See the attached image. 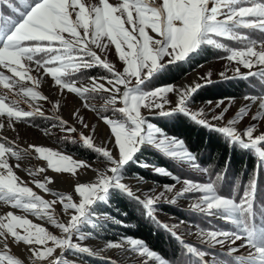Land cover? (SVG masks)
<instances>
[{
	"label": "snow or ice",
	"instance_id": "1",
	"mask_svg": "<svg viewBox=\"0 0 264 264\" xmlns=\"http://www.w3.org/2000/svg\"><path fill=\"white\" fill-rule=\"evenodd\" d=\"M238 27L254 28L264 31V0H120L119 3H110L109 0H98V3L86 2V0H0V66L7 68L12 77L0 72V84L4 89H13L19 86L26 96L33 99L40 96L31 87L25 88L21 81L29 80L39 83L36 77L29 73L32 69L23 61L34 62L37 70L43 67L56 85H62L70 92L83 95L89 91L88 87H77L75 82L64 79L66 75L78 72L81 69H90L100 66L111 73V77H99L111 85L106 89L103 83H97V77H90L93 81L92 91H110L119 93V101L116 95H112L109 103L117 102L123 106L116 109L126 117L125 120L116 121L105 117V122L110 125V131L114 135L116 152L105 147L93 144L91 137H81L86 146L99 152L108 163L104 171H100L93 182L80 183L75 188L79 202H73L71 196L60 197L65 211L71 209L75 214L71 215L65 224L57 221L50 214L49 209L57 201H49L37 195L27 186H21L23 181L15 175L9 165L5 154L10 153L19 159V154L11 148H6L0 143V201L11 204L13 208H22L25 212L45 218L60 228L64 237H57L48 232L44 227L33 224L25 217L8 212L5 218H0V238H3L5 251L0 254V264H21L19 259H14L7 250V236L10 234L14 240L23 241L25 244L44 246L30 249L36 260L52 259L49 264H72L60 257H54L56 248L63 251L73 247L71 235L85 216L86 208L97 200H104L111 187H117L131 194L132 189L123 183L119 176V170L124 163L130 160L137 152L138 146L145 140L147 129L150 125L147 117L141 114V108H148L152 114L169 115L177 111L183 112L200 124L214 128L226 134L230 139L238 141L245 146L253 147L264 157V132L256 133V125L250 124L243 131H239L235 124L237 119H243L245 109L241 108L237 117L228 120L226 124L216 125L212 121L224 119L228 111L225 107L219 115H212L211 120L201 116L190 107L191 97L201 87L212 83L193 84L184 88H176L174 85H165L150 92H139V86L150 80L165 64L162 62L165 56L170 57L169 63L184 60L191 52L201 44L207 43L216 48H225V45L213 39L215 37L229 40L246 41V47L242 50L226 49L230 52L229 60H235L246 68L253 64L264 65V40L252 41L241 36L236 31ZM151 33L156 34L154 37ZM67 34V35H66ZM107 42L115 47L119 59L124 62L123 72H117L114 67L101 59L89 46L96 45L104 49ZM261 50H256L257 44ZM127 48V51L123 50ZM74 54L80 59L77 61ZM40 57V58H37ZM90 58V59H87ZM255 58V59H253ZM69 69L72 73H69ZM239 74V69H236ZM248 76L264 78V69L258 73L249 72ZM18 78V79H14ZM135 78V85L131 84ZM241 78H246L241 76ZM120 86L124 91L121 92ZM176 94L175 107L166 110L164 104L168 103L167 93ZM46 99V97H42ZM247 98V97H246ZM231 99V98H230ZM255 99V98H251ZM217 107L220 106L218 103ZM260 107L264 109V98H261ZM6 109L9 118L17 119L32 116L31 111H21L5 104L4 98H0V112ZM43 115V113H39ZM260 120L259 113L252 117ZM87 127V125H85ZM69 131H76L70 128ZM183 151L181 141L173 138L170 146ZM37 152L44 154L43 158L48 166L56 172H74L79 167H89L84 162L73 160L68 155L53 152L45 148H37ZM118 152V154H117ZM194 160V157H192ZM43 171V169H41ZM31 174V173H30ZM51 178L46 177L44 182H37V187L45 192L51 191L47 184ZM185 188L177 193L178 196L185 192H199L203 195L194 208L204 209L209 212L222 211L228 220L241 229L238 233L209 231L207 237L215 243L223 244L231 239L232 243L241 239V233L246 245L251 249L248 259L243 264H264V212L255 209V192L250 186L239 201L231 198H221L214 190L211 182L201 184L198 182H185ZM167 191L172 186H166ZM59 196V193H55ZM163 196V193L160 194ZM138 200L140 196L136 197ZM66 199L67 202H64ZM158 198H148L144 206L149 211ZM23 228L26 234L21 235L17 229ZM6 229V231H5ZM203 234V232H202ZM223 237V239H217ZM51 241L52 246L47 242ZM130 244L136 246L138 241L131 240ZM116 247L117 245H111ZM87 251V249H84ZM189 251L196 252L194 249ZM235 252L236 249H230ZM139 252L149 258L156 254L147 248H141ZM197 255H201L196 252Z\"/></svg>",
	"mask_w": 264,
	"mask_h": 264
},
{
	"label": "rangeland",
	"instance_id": "2",
	"mask_svg": "<svg viewBox=\"0 0 264 264\" xmlns=\"http://www.w3.org/2000/svg\"><path fill=\"white\" fill-rule=\"evenodd\" d=\"M35 1L38 2V0H34V2ZM86 2L98 3V0H86ZM109 2L119 3L120 0H109ZM159 2L160 0H157V3ZM148 32L150 35H153L154 37L156 36V34L151 33L150 30H148ZM240 35L246 37L244 34ZM220 38L221 37L213 36L214 40H216L218 43H222ZM104 43L108 45L104 49H101L96 45L90 44L89 46L97 53V55L101 57V59H106L107 62L111 64L117 72H123L125 65L124 62L119 59V55L116 52L115 47L107 42V38H104ZM208 46L216 48L214 45L204 43L201 44L195 51L191 52L188 56L198 50H203V48ZM245 47L246 46L232 49L242 50ZM226 49L231 48H227L225 46V48L220 50ZM123 50L127 51L126 46ZM256 50H261V45L259 43L256 46ZM229 55L230 52L226 50L225 56L202 62L177 82L167 85H174L176 88H184L193 84L206 83L208 80H211L212 83H214L232 79L238 76H245L249 72L258 73L264 69V65L261 64H253L251 68H246L243 64L238 63L235 60H229ZM74 57L77 61L80 59V57L76 54H74ZM170 59L171 58L167 56L163 58L162 62L165 64L164 67L176 63H169ZM23 63L32 69L29 74L33 77H36L39 83L37 84L34 81H29L26 79L21 81V84L25 88L31 87L34 91L40 93V96L33 99L32 97L26 96L22 91H20L19 86L14 87L13 89H4L3 85L0 84V98H4L5 104L14 107L17 110L25 112L31 111L34 113L32 116H22L21 118L17 119L15 117L9 118L7 116L6 109L3 112H0V143H4L6 148H11L13 151H16L19 154V159H17L10 153H6L5 159H7L15 175L18 176L21 181H23L21 186H27L31 188L33 192H35L37 195H40L45 200L57 201V203L52 205V207L49 209V212L57 221L66 224L69 221L71 215L75 213L71 209L65 211L63 203L59 202L60 197H67L70 195L72 201L78 203L80 197L78 193L75 192V188L78 186V184L95 181L98 173L100 171H104L108 167L107 161L99 152L84 144L81 133H83L85 137H91L94 145L105 147L116 152L114 145V135L110 131V125L105 122L104 118L107 117L116 121L125 120L126 117L116 110L123 105L119 102H117L115 105L109 103V99L112 95H116L119 101V93H113L104 90L92 91L91 85L93 84V81L90 78L77 80L69 79L72 74H74L72 73L71 69H69V73L72 74L66 75L64 79H69L75 82L77 87H88L89 91L85 92L83 95L70 92L63 88L62 85H56L54 79L49 74L45 73L43 67L37 70V66L34 62L24 60ZM94 67L98 68L99 66ZM237 68L239 69V74L236 72ZM82 70L85 69H81L80 71ZM0 72H3L4 75L9 77L13 76V74L7 68L2 66H0ZM94 77H97V83H103L106 89L111 88V85L107 84L106 81L99 79V77H111V73H109L106 69H98L97 76ZM143 84L139 86V92H150L151 90L159 89L165 86L146 87V85L143 86ZM134 85L135 78H132L131 84L129 86L131 87ZM120 89L121 92L124 91L123 86H120ZM166 95L169 102L164 104V108L168 110L172 107H175V101L177 97L174 92L167 93ZM42 97H46V99ZM218 103L220 104L219 107L216 106ZM260 103L261 97L244 96L231 99H220L208 103H194L190 100L189 107L208 120H211V117L214 114L219 115V113L225 107H227L228 111L224 114L223 120L212 121V123L216 125L226 124L228 120H232L233 118L237 117V114L240 112L241 108H244L245 115L243 119H237L235 127L242 132L243 129H245L248 125L255 124V134H258L259 132H264V109L260 107ZM153 111L159 110L153 109L150 111L148 108H141V114L147 117V122L150 127L147 129L145 140L138 146L137 152L142 150L141 148L143 147L155 150L173 162H176L189 173L203 176V170H201L196 165L195 159H192L194 156L187 150L184 143L181 140L171 136L170 132L162 130L152 121L155 118H165L177 114L188 117L190 116L180 111L169 115H153ZM39 113H43V115H40ZM257 113H259L261 116V119L258 121L252 119L253 116L257 115ZM85 125H87V127ZM70 128H75L76 131H69ZM173 138L182 142L183 151L174 145L170 146ZM242 145L245 146L244 144ZM69 146L75 149L82 148L84 152H86V150L89 151L94 156V159L90 160L86 157L78 156L76 153L69 151ZM37 148H45L53 152H59L62 155H68L73 160L86 163L89 165V167H79L76 168L74 172H56L48 166V162L43 158L44 154L36 151ZM255 152L257 153L258 151L255 150ZM136 153H134L133 157L124 163L119 170V176L123 180L122 182L127 184L132 189V193L129 194L117 187H111L110 189H118L135 198L136 200H138L136 197L140 196L141 199L138 201L144 208H146L144 206V201H146L148 198H158L154 205L169 204L172 206H177L181 209L189 211L196 210L207 215H213V212L193 207V205L196 204L199 198L203 195L202 193L185 192L183 195H177V193L181 192L182 189L185 188V182H198L201 184L207 183L191 180L190 178L186 177L180 178L178 175L170 173L166 169L150 164H142V166L161 178L169 179L171 182L167 185H159L155 182L145 180L138 176L124 175L122 168L128 162L134 160ZM262 160L264 161V158ZM41 169H43V171H41ZM46 177L51 178V182L47 184V187L51 189L49 192H45L44 190L37 187V182H44ZM166 186H172V190L167 191ZM55 193H59L60 195L57 196ZM161 193H163V196L160 195ZM104 200H97L86 208L85 216L79 222L78 226L76 229H74L71 235L73 247L64 250L63 256H61V248L57 247L53 253V256L72 262V264H90L80 256L81 254L110 259L117 264H168L158 255H155L154 258H149L145 255H142L139 250L146 247H144V245L139 241L138 245L132 246L130 241L135 239L121 238L116 242H107L96 238L93 233L89 232V230L98 228V221L113 220L107 214H98L91 211V207L94 204L97 202H103ZM64 202H67L66 199ZM154 205H152V207ZM8 212H12L14 215L27 218L33 224L44 227L48 232L56 235L57 237L65 236L60 228L49 222L47 217L42 219L30 212H25L22 208H13L11 204H5L3 201H0V218H5V223L9 222L8 219H6ZM150 213L155 214L158 221L161 220L162 222H165L168 226L166 227L167 230L172 232L173 236L180 243H182L183 247L188 251L189 249H194L190 243H195L204 247L215 249L221 253L226 252L228 255L231 254L230 257L235 259V264H243V261L248 259V254L251 249L246 245L242 233L241 239L235 241V243H232L231 239L226 240L223 244L215 243L214 241H211V239L206 235L207 232L213 230L196 228L195 226L188 223L180 222L172 216L159 210H154ZM216 213L217 212H215L214 215H216ZM219 213L220 216L218 217V220L226 224H231L232 229H229L228 225L223 228L218 227L219 229L215 231L229 233L241 232L240 228L227 219L225 213L222 211H219ZM177 229L178 232H175ZM17 231L20 232L21 235L26 234L23 228H19ZM217 239H223V237H217ZM3 243V238H0V254L5 251ZM6 243V251L8 254L12 255L14 259H19L21 264H49V261L52 259L49 257L48 259L41 261L36 260V258L33 256V253L30 251V249L39 248L41 251H43L44 246L42 245L25 244L23 241H16L10 234L7 236ZM47 244L48 246H52L51 241H48ZM111 245L117 246L113 247ZM84 249H87V251ZM230 249H236V251L230 252ZM200 254L201 255L199 256L205 257L203 253ZM205 259H207L210 264H224L223 262L221 263L220 261H217L213 256H207Z\"/></svg>",
	"mask_w": 264,
	"mask_h": 264
},
{
	"label": "trees",
	"instance_id": "3",
	"mask_svg": "<svg viewBox=\"0 0 264 264\" xmlns=\"http://www.w3.org/2000/svg\"><path fill=\"white\" fill-rule=\"evenodd\" d=\"M247 1L251 2V0ZM236 31L246 35L248 40H264V31L243 27H238ZM220 41L231 49L241 48L247 44V40L242 42L220 38ZM225 54L226 50L205 47L203 50L192 53L182 61L164 67L150 80H147L143 86L158 87L173 84L202 62L220 58ZM100 68L104 69L99 66L98 68L92 67L76 72L69 79L77 80L97 76V71ZM244 77L246 78L238 76L207 84L195 92L191 97V101L194 103H208L220 99L244 96L264 98V78L247 75ZM152 121L162 130L170 132L171 136L184 143L187 150L194 156L196 165L203 170L204 175L189 173L161 153L145 147L135 154L133 161L128 162L122 168L124 175L138 176L159 185L169 184L171 182L169 179L161 178L142 166V164L156 165L178 175L180 178L186 177L207 184L211 182L220 197L231 198L234 201H239L251 186L255 192V209L258 213L264 212V163L258 159L252 147L243 146L223 133L204 126L185 115L177 114L165 118H155ZM68 149L78 156L90 160L94 159L89 151L84 152L82 148L75 149L69 146ZM154 210H159L196 228L215 231L229 225V229H232L231 224L218 220L219 212L216 215H214L215 212H213V215H207L203 212L189 211L169 204L154 205L151 207V211ZM91 211L98 214H107L113 219L112 221H98V228L89 230L100 240L116 242L121 238L135 239L168 264H203L194 255L196 252L203 253L205 257L213 256L221 263H233V259L226 252L221 253L195 243H190V245L194 247L196 252L186 250L183 244L173 236L172 232L167 230L166 227L168 226L165 222L158 221L155 214H151V211L144 208L138 200L118 189H110L105 200L94 204ZM175 232H178V229ZM80 256L90 264H117L110 259L86 254Z\"/></svg>",
	"mask_w": 264,
	"mask_h": 264
}]
</instances>
